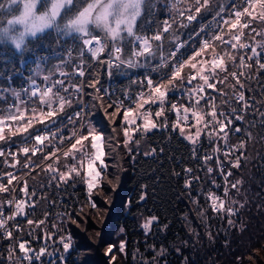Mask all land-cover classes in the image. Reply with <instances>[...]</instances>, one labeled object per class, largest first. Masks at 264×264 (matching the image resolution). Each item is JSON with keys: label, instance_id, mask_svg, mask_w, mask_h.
Listing matches in <instances>:
<instances>
[{"label": "snow or ice", "instance_id": "obj_1", "mask_svg": "<svg viewBox=\"0 0 264 264\" xmlns=\"http://www.w3.org/2000/svg\"><path fill=\"white\" fill-rule=\"evenodd\" d=\"M145 2L146 0H89L86 7L70 16L66 23L61 24L58 18L61 17L62 11L65 15H69L78 0H51L50 6L46 0H0V18L6 19V26L0 24V43L11 42L16 52L20 54L22 64H34L31 74L26 78V85H22L19 89L12 86V76L22 75L13 71L5 77L9 86H0V101L4 102V106H0V142L9 145L7 150L0 147V157L5 158V165L16 168L21 163L18 155L22 154L26 158L22 167L29 170L24 173L25 176L39 168L48 175L49 184L56 181V186L59 187L61 183L68 184L74 178L73 173L75 176H81V170L86 162L87 171L83 173V177L89 198L91 197L102 170L106 169L105 138L94 126L85 122L87 111L84 108L74 111L72 115L67 113V109L82 102L83 83H77L74 78L85 77L86 67L91 66L87 59L90 56L92 63L106 64L110 77L113 69L120 70L121 74H124V70L145 69L142 79L132 81L140 86V91L132 100L134 108L125 107L122 101L115 100L105 105L104 97L96 88L99 81L87 82V87L96 90L93 100L98 102L110 117L109 123L115 125L116 118L123 109V118L119 125L113 127V132L117 131V127L121 129L124 137L123 147L129 152H131V143H135L137 147L140 144V139L133 140L132 134L139 131L143 138L153 129L167 128L166 112L171 110L177 114V119L171 124V128L173 131L178 129L180 135L193 144L194 158L195 145L202 130L206 129L210 141L215 137L216 140L224 142V149L215 146L213 151L217 153L223 151L226 159L234 153H239L234 161L229 160V162L231 168L240 167L246 143L242 140L239 145L229 146L227 129L233 127V118L242 121L244 117L235 107L232 108L231 116L223 110H218L216 97L210 95L208 90L226 97L228 92L218 88L217 85L231 87L236 102L241 103L245 110L250 107L244 92L237 90V86L239 89L245 88L241 77L249 79L250 73L242 70L238 72L234 69L251 70L254 61L258 72L264 70V62L261 61V56L264 54V0H231L230 6L223 3V0H172V15L164 19L162 24L146 19L138 29L137 21L141 17ZM38 4H42L45 10L40 11ZM17 12L18 15H14ZM207 13L213 15L210 23L205 25L203 17ZM9 15L12 18H7ZM193 22L201 24L199 31L195 29L186 33L180 31L190 28ZM257 22L259 27L256 26ZM16 25H23L24 30L17 32ZM90 26L99 30L101 34H94ZM49 29L56 33L55 48L51 56L36 55L35 50L32 49L34 61H25L23 53L29 51L25 45V38L32 37L39 40L41 37L38 34ZM256 37L261 39L257 40ZM69 39L70 43H66ZM196 42L199 47H193L191 55L185 58L182 49ZM105 54L106 59H101ZM53 58L56 62L49 67V62ZM10 63L9 55L0 52V64L5 66L0 69V76L8 71L7 66ZM185 69L188 71L186 72ZM153 73H157L158 78H154ZM229 77L235 81V84L230 83ZM37 79H41L43 84H38ZM172 92H180L181 98L187 96L188 106L172 102L168 109L169 93ZM9 96L12 98V103H8ZM128 97L129 93L126 91L125 99ZM201 101L205 103L202 104ZM222 103L227 104L229 101L223 100ZM145 105L156 106L154 118L150 109L144 110ZM113 108V111H108ZM260 115L264 120V112ZM64 116H67L68 124L73 126L67 135L64 132L66 127ZM190 118L194 121L192 125L188 124ZM138 120L141 123L138 124ZM77 122H79L78 126ZM36 125L43 127L37 128ZM200 125L202 128L198 127ZM186 127H196L195 135L186 132ZM234 131L239 133L241 128L236 126ZM17 135L21 139L13 141L12 137ZM13 143L16 144V150L11 148ZM49 148L51 151H46ZM38 153L42 154L39 162L33 161L32 158ZM58 153H62L64 157L63 168L56 166L60 163ZM154 153L155 149L144 154L149 156ZM8 157H11V163ZM69 159L73 163H68ZM202 159L207 162L213 157L204 155ZM47 161L51 162L45 163ZM216 163L225 178L224 198L210 192L206 199L210 202L212 212L218 215L226 213L229 218L228 223L232 225L231 217L236 214L237 209L231 204H239L240 207L244 205L235 199L227 204L226 200L229 198L230 188L237 193L240 192L243 181L238 179L229 187L228 177L232 172L224 173L223 163L219 160ZM185 172L191 173L192 169L186 168ZM207 172L211 175L213 169L208 167ZM39 175L38 172L37 176ZM5 176L6 184L3 182ZM32 178L36 179V177ZM14 181L19 183V177L13 172L0 173V194L11 195V199H0V230L3 231L5 239L13 237L12 231L8 230L9 221L16 220L17 216L26 217V207H35L33 200L36 195L35 188L29 191L28 181L24 180L23 186L19 188L23 198L17 199ZM191 183V179H186L185 188L190 189ZM213 184L217 188L220 187L215 184V180ZM143 198L141 196V199ZM89 202L93 208L96 207L94 202L91 200ZM192 202L198 203L196 200ZM6 206L13 209L8 215H5ZM198 214L203 215V210L199 209ZM65 215L69 222L78 224L71 214L65 213ZM155 219L152 217L142 225L146 233ZM26 222L28 225L35 224L36 227L44 224V220L27 219ZM12 226L21 230L19 224ZM46 235L50 234L46 233ZM60 243L63 251L67 253L71 248L70 238L66 240L61 237ZM113 247L108 246L105 251L106 256L112 253ZM124 248L125 244L121 242L120 251L123 252ZM18 249L21 256L17 260L28 261V264H33V257L36 261H41L46 252L45 247L34 252L25 242H19ZM8 251L11 260L14 249L10 246ZM163 254L161 249L158 255L163 256ZM111 259L115 260V256H111ZM237 259L239 260V257Z\"/></svg>", "mask_w": 264, "mask_h": 264}, {"label": "trees", "instance_id": "obj_2", "mask_svg": "<svg viewBox=\"0 0 264 264\" xmlns=\"http://www.w3.org/2000/svg\"><path fill=\"white\" fill-rule=\"evenodd\" d=\"M153 1L155 0H146L145 12L137 21L138 29L146 19L162 24L164 19L172 15L170 6L172 0H158L152 7L148 8L147 5ZM46 2L50 5L51 0H46ZM223 3L230 6L231 0H223ZM39 7L42 8L43 5L39 4ZM83 7L85 6L77 3L69 15H65L62 11L58 22L66 23L70 16L75 15ZM212 15L213 13L205 14L203 24L209 23ZM3 21L5 19L0 18V23ZM256 26L259 27V22ZM200 27L201 24L193 22L190 28L180 29V31L185 33L191 32L193 29L198 31ZM93 32L97 35L101 34L97 29ZM39 36L41 37L39 40H28L29 50L39 44H44L37 49L34 48L37 51L36 55L47 54L51 56L55 48V31L47 30ZM66 43H70V39ZM165 44L167 46V41ZM45 46L48 48H44ZM198 46L199 44L196 42L187 47L183 51L185 57L191 55L193 47ZM2 49L3 47H0V51ZM23 59L34 61L35 56L29 53ZM87 59L91 65L89 56ZM261 61L264 62V54L261 56ZM55 62L56 60L53 58L49 62V67ZM20 63V59L15 56L7 66L8 71L0 76V86H9L5 77L13 71L20 72L22 75L12 76V86L18 89L20 85L27 83L26 78L32 63H24V67H21ZM153 63H157V61H153ZM252 63L253 68L251 70L247 68L234 69L238 72L242 70L250 73L249 79L241 77L244 80L245 88L239 89L237 86L238 91L244 92L245 99L250 105L247 110L234 101L231 87L217 85L218 88H223L228 92L226 97H221L219 93L213 92L217 98L219 109L235 107L244 117L242 121L233 120L235 127H240L241 132L236 133L234 131L228 137L229 146L239 145L242 140L246 143L240 167L231 168V163L223 159V151L219 152L223 168L232 172L228 178L229 187L232 182L238 179L243 181L239 193L230 188L229 204L231 200L235 199L244 205L240 207L239 204H231L233 208L237 209L236 214L231 217L232 225L226 226L229 219L227 215L221 220L211 218L209 215L211 218L209 225L212 229L207 231L206 227L199 223L200 220H197L196 206L192 201L198 199L201 205L207 206L208 201H205V195L217 188L213 184V180H215V184L220 185L219 189H223L225 186V179L218 176L214 158L207 162L202 159L204 155H213L211 144L205 145L206 139L203 138L205 133L195 145L194 158L193 144L181 137L177 131L171 129L170 122L173 117L166 112L168 127L154 131L143 138L139 135L136 136L133 140L140 139L139 147L135 143H131V152H129L123 147L124 137L121 129L117 127V131L113 132V127L119 125L122 120V110L116 118V124L109 123L110 117L106 115L100 104L93 100L96 90L87 87L89 80H98L99 83L96 88L99 89V94L102 96L105 65L95 63L88 68L86 67L87 71L83 81L85 101L88 106L86 117L87 123L94 126L105 138L104 150L107 155L104 157V163L106 169L102 170L99 183L93 189L90 198L83 177L73 176L74 178L68 184L61 183L57 187L56 181L49 184L48 175H45L39 168L27 175L25 180L28 181L29 191L33 188L36 190V195L33 197L35 207H26L27 216H17L21 230L12 227L10 230L13 233L12 239H4L0 242V264H26L14 258V255L18 254L19 242H25L26 246L31 249L45 247L47 254L42 257V264H61V261L63 264H81L80 251L83 245L77 244L78 234L73 232L71 227L73 223L69 222L65 213L71 214L78 223L81 222L80 216L94 218L103 214V228L100 230L102 232L103 229L106 230L105 227L108 224L111 232L112 230L119 232L124 241V258L119 259L121 264H131L128 259L129 255L134 251L144 252L148 246L156 249L164 248L169 251L171 258H168L167 264H181L182 261L185 264H243L244 262H237L238 257L240 260H244L254 249H260L264 244V120L261 119L260 115L261 112H264V70L258 72L255 62ZM228 66L231 69V63ZM4 67L3 64H0V69ZM131 73V70H124V74H121L120 70L113 69V75L120 83H124V80L130 81ZM155 74L158 76L157 73ZM229 81L231 84H235L231 77H229ZM37 82L43 83L40 79H37ZM122 88L123 90L127 89L125 85ZM223 100H228L229 103H222ZM8 103H12L11 96L8 98ZM0 106H4L3 101H0ZM77 107H79V103L67 109V113L69 114ZM108 111L111 112V109ZM65 125L64 132L67 135L73 126L68 122H65ZM36 127L41 128L43 126L36 125ZM205 131L207 130L205 129ZM20 139L19 135L12 138L13 141ZM5 145V143H0V147ZM224 147L220 144L221 149ZM153 149H155L153 155L146 156L144 154ZM46 151H51V148ZM41 155L38 153L36 157L32 158L33 161L39 162ZM237 155L239 153H234L228 159L234 161ZM18 158L21 162H25L24 156ZM2 160L0 158V165ZM8 160L11 163V159L8 158ZM62 162H64V158L60 156V163L56 166L63 168ZM208 167L213 169L211 175L207 172ZM186 168L192 169V172H185ZM38 172L40 173L39 176H37ZM32 177H36V179ZM186 179L192 181L190 189L185 188ZM15 183L13 182V184ZM98 192L103 194L100 200L97 198ZM222 193L220 192L219 196ZM7 196L8 193L0 194V199ZM141 196L144 198L141 199ZM89 200L95 203V208L91 206V203L89 204ZM77 212L80 214L76 215ZM152 217L156 218L154 226L158 230L146 234L141 225L143 221ZM27 219L44 220V224L39 227H36L35 224L28 225ZM186 219L192 223L194 231L197 230L196 237L191 233ZM229 226L232 228H227ZM221 227L226 229L224 234L218 233ZM87 231L90 232L91 228L89 227ZM46 233L50 235H46ZM66 234L71 237V248L67 253L58 245L61 237H65ZM210 236L215 237L214 241L210 240ZM111 242V238H109V243L111 244ZM10 246L14 249L11 260L8 251ZM41 261L33 264H41ZM165 261L166 258L161 259L159 264H165Z\"/></svg>", "mask_w": 264, "mask_h": 264}, {"label": "rangeland", "instance_id": "obj_3", "mask_svg": "<svg viewBox=\"0 0 264 264\" xmlns=\"http://www.w3.org/2000/svg\"><path fill=\"white\" fill-rule=\"evenodd\" d=\"M156 1H158V0H155V1L151 2V3H149L147 5L148 8L152 7L153 4ZM87 2H89V0H78V3L81 6H85V7H86ZM171 3H172V1H171ZM171 3H170V6H171ZM37 7H38V9L40 11H44L45 10L44 7L40 8L39 7V4H38ZM145 9H146V5L144 4L143 7H142V14H144ZM14 15H18V12L17 13H14ZM8 17L9 18H12L11 15H9ZM0 24H2L3 26H6V19H5V21L1 22ZM15 28L17 29V32H22L24 30L23 25H16ZM90 28H91L92 31L95 30V28L92 27V26H90ZM49 30H51V29H49ZM245 31L247 32V30H245ZM42 34L43 33H40L38 35H42ZM256 39L257 40H260L261 38L260 37H256ZM28 40L33 41L34 38H32V37H26L25 38V45L29 49L30 46L28 44ZM249 42H251L250 41V38H249ZM42 45H44V44H39L38 46L33 47V49L34 48L37 49V48H39ZM0 47H3V49L0 52H6L9 55V57L11 58V61L15 58V56H17V59H20V54L16 52V50L14 48V45H12L11 42L0 43ZM44 48L47 49L48 47L45 46ZM36 52L37 51H35V54H36ZM29 53H32L33 54L32 49L29 50V51L24 52L23 53V58H25L26 55L29 54ZM20 64H21V67H24V63L23 64L20 63ZM30 66H31V68L28 70V76L31 74V70L34 67V64L33 63L30 64ZM185 71L187 72L188 69H185ZM37 83H39V82H37ZM113 110L114 109H111V111H113ZM154 112L155 111H152L153 118H154ZM86 119H87V117H86ZM175 121H176V119H174V120H172L170 122V127H171V124L173 122H175ZM137 123L139 124V123H141V121L138 120ZM198 127H201L202 128V125L201 126H198ZM163 129H165V128L153 129L151 132H148L146 135L151 134L154 131L163 130ZM176 131L180 135L179 130L177 129ZM186 132H190L192 135H195L196 127L186 128ZM202 134H204L203 130L201 132L200 137L202 136ZM138 135L141 137V134H140L139 131L133 133L132 134L133 139L136 136H138ZM146 135H144L143 137H145ZM0 143H3V142H0ZM220 144L222 146H224L223 140L219 142V144H218L219 147H220ZM223 159L225 161H229V159H226L225 157ZM62 163L64 164V162H62ZM68 163L71 164V163H73V161H69L68 160ZM63 170L66 171L67 169H63ZM85 171H87L86 162H85L84 168L81 170V176H75L74 173L72 175L74 177H83V173ZM98 183H99V178L97 180V185H98ZM85 185L87 187V184H85ZM213 192L216 195L218 194V196H219V193L221 191H220L219 188L218 189L216 188ZM102 195L103 194H101L100 192H98L97 193V198L99 200L102 199ZM207 195H208V193H207ZM207 195H205V201H208L206 199ZM220 197L221 198H224V191L220 195ZM196 201L198 202V203L195 204V206H196L195 208H196V212H197V220H200L199 223L200 224L202 223V225L206 227V230L207 231H211L212 227L209 225V219H211V218H218V219L221 220V218H223L226 215V213L224 215H218V214L216 215V213H213L212 212L209 201L207 203V206L201 205L199 203V200L198 199H196ZM226 203L229 204L228 199L226 200ZM89 204H90V202H89ZM199 209H202L203 210V215L198 214V210ZM209 215L211 216V218H209L210 217ZM80 218H81V222L78 223V224H72L71 227L73 229V232L78 234L77 241H76L77 244L83 245V247H82V249L80 251V262H81V264H121L120 261H119V259L120 258L121 259L124 258L125 249H124L123 252L120 251V244H121V242L124 243L122 237L120 236V233L117 232V231H114V230H112V232H111V228H109L110 226L108 224L105 227L106 230L103 229V232H102V230H100V229L103 228L102 227V225H103L102 224L103 214L100 215V216H96L94 218H87L86 216H80ZM148 220L149 219L143 221L142 225L146 221H148ZM186 223L189 226V229H190L191 233L194 235V237H196V235H197L196 231L197 230L194 231L193 225H192V223L188 219H186ZM226 224H227L226 226L229 225V223H226ZM142 225H141V227H142ZM89 227L91 228V231L90 232L87 231V229ZM227 228L231 229L232 226H229ZM143 230H144V228H143ZM157 230H158V228L154 226V220H153V222L149 226V229H148L147 233L145 232V230H144V232L146 234H149V232L150 233L151 232L154 233V232H157ZM225 230L226 229L224 227H221V228H219L218 233L224 234L225 233ZM101 232H102V235H101ZM110 233H111V235H110ZM218 233H216L217 236H219ZM69 238L71 240V237L70 236H69ZM109 238H111V241H112L111 244L109 243ZM214 239H215V237L210 236V240L211 241H214ZM109 245L114 246L113 247V251H112V253L109 256H106L105 255V251H106V249L108 248ZM161 249H163V253H164L163 256H159L158 255V253H160ZM111 256H115V260H112L111 259ZM164 258H166V261L164 263L167 264L168 258H171L169 251H167L164 248H158V249H156V248H153L151 246L146 247V250L144 252L134 251L128 257L129 263H131V264H159L160 263V260L161 259H164ZM169 261H171V260L169 259ZM237 262L238 263H243L244 262L243 264H262V263H264V244H263V246L260 249H254L249 255H247L245 257L244 260L243 259L242 260L239 259V260H237ZM181 264H185L184 261H182Z\"/></svg>", "mask_w": 264, "mask_h": 264}, {"label": "built area", "instance_id": "obj_4", "mask_svg": "<svg viewBox=\"0 0 264 264\" xmlns=\"http://www.w3.org/2000/svg\"><path fill=\"white\" fill-rule=\"evenodd\" d=\"M209 23H210V21H209ZM207 24H208V23H207ZM207 24H206V25H207ZM199 29H200V28H199ZM199 29H198V31H199ZM198 47H199V46H198ZM184 50H185V49H182V51H184ZM248 51L250 52V49H249ZM186 57H187V56H186ZM186 57H185V58H186ZM89 58H90V56H89ZM101 59H106V54L103 55V56H101ZM90 62H91V58H90ZM92 64H95V63H92V62H91V65H92ZM87 68H88V67H87ZM85 71H87V69H85ZM131 71H132V73H131L130 81H126V80H124V83H120V82L117 81V79L115 78V76H114L113 74L111 75V77L109 76V72H108L107 66H106V64H105V79H104V82H106L107 92H110L111 102L114 101V100H115V101H122L125 107H135V105L132 103V100H133V98L138 94V92L140 91V86H139L138 83H132V81H133V80L139 81L140 79H142V77H143V75H144V73H145V69L140 68V69H135V70H131ZM165 71H167V69H165ZM152 75H153L154 78H158V76H157L155 73H153ZM74 79L77 80L78 83H81V82L83 83L85 77H84V78L75 77ZM145 83H146V82H145ZM193 83L195 84L196 81H194ZM26 84H27V83H24V84H22V85H26ZM38 84H40V83H38ZM42 84H43V83H41V85H42ZM121 84H123V85H121ZM22 85H20L19 88H20ZM124 85L127 87V89H125V90H123V88H122V87H124ZM19 88H18V89H19ZM126 91L129 93V97H128L127 99H125V92H126ZM208 92H209L210 95L216 97V96L214 95V93L212 92V90L209 89ZM233 97H234V101L236 102V97H235V95H233ZM172 102H175V103H177V104H184L185 106H188V104H189L188 97L185 96V97L181 98L180 92H172V93H169V104L167 105V108H168V109H170V104H171ZM201 103L204 104L205 101H201ZM236 103H237V102H236ZM237 104H241V103H237ZM76 105H77V104H76ZM241 105H242V104H241ZM216 107H217V109H219L217 98H216ZM81 108H84V109L86 110V106H85V103H84V100H83V96H82V102L79 103V107H77L76 109H74V110H73L72 112H70L68 115H72V114L74 113V111H77V110H79V109H81ZM155 108H156L155 105H151V106H150V105H145V106H144V110H149V109H150L151 111H155ZM205 110L207 111V109H205ZM219 110H221V109H219ZM222 110H223L225 113H227L228 115L231 116V114H232V109L227 108V109H222ZM122 111H123V109H122ZM167 112H168V114L170 113V114L172 115L173 120H174V119H177V114H176L175 111L168 110ZM182 114H183V110L181 109V115H182ZM63 119H64V123H65V122H68L66 116H65ZM233 120H234V118H233ZM85 122L87 123L86 116H85ZM193 123H194V121L190 118L188 124H189V125H192ZM78 124H79V122H78ZM200 126H201V125H200ZM186 128H193V127H186ZM234 128H235V125H234V123H233V127L227 129V131H229V136L231 135V133L234 132ZM207 131H208V130H207ZM207 131L203 130V132L205 133L203 138L206 139V140H205V145L208 144V143L211 144V149L213 150V148H214L215 146H219L218 144H219V142L222 141V140H216L215 137H213V138L211 139V141H210L209 136L206 134ZM202 135H203V134H202ZM221 135H222V134H221ZM229 136H228V137H229ZM201 137H202V136H201ZM208 139H209V140H208ZM33 143H34V142H33ZM2 148H5V149L7 150V149L9 148V145L6 144V145L3 146ZM11 148H12V150H16V144L13 143V144L11 145ZM57 155L62 156V158H64L63 155H62V153H58ZM19 156H23V155H22V154H19L18 157H19ZM212 157L214 158V161H215V164H216V167H217V163H216V161H217V160L221 161L219 153L213 151V155H212ZM0 158L3 159L2 162H1V165H0V173L13 172L14 175H16L17 177H19V183H17V181H14V182H16L14 185H15V187H16V189H17L15 195H16V198H17V199L23 198V194L19 192V188H20L21 186H23V182H24V180L26 179V176L24 175V173L27 172V171H29V170H28V169H23V167H22L23 162H21L20 164H18L16 168H11V167H9V166H7V165L4 164V157H0ZM8 158L11 159V157H8ZM69 161H71V159H69ZM9 163H10V162H9ZM46 163H50V161H47ZM216 169H217L218 176L224 178V175L221 174V170H220V168L217 167ZM223 172H224V173H227L228 171H227L226 169L223 168ZM31 173H32V172H31ZM228 178H229V177H228ZM224 179H225V178H224ZM3 182H4V183H5V182L7 183V177H6V176L4 177ZM10 187H11V186H10ZM217 189H218V188H217ZM223 189H224V188H223ZM220 191L223 192L222 189H220ZM217 195H218V194H217ZM4 199H11V195L8 194V196H7L6 198H4ZM12 210H13L12 208H9V207L6 206V207H5V215L10 214V212H11ZM15 224H18L17 218H16V220H14V221H9V229H8V230H11V228L13 227L12 225H15ZM64 238H65L66 240L69 239V235L66 234ZM4 239H5V238H4V236H3V231L0 230V242L3 241ZM58 245H59V247L63 248V246H62V244L60 243V241L58 242ZM32 250H33L34 252H38L40 249H32ZM46 254H47V251L45 252V254L43 255V257H45ZM19 256H21V254L19 253V249H18V254L14 255V258L17 259ZM1 260H2V258H1ZM41 260H42V258H41ZM22 262L28 264V261H22ZM35 262H36V263H39L40 261H36L35 258L33 257V263H35Z\"/></svg>", "mask_w": 264, "mask_h": 264}, {"label": "bare ground", "instance_id": "obj_5", "mask_svg": "<svg viewBox=\"0 0 264 264\" xmlns=\"http://www.w3.org/2000/svg\"><path fill=\"white\" fill-rule=\"evenodd\" d=\"M83 92H84V88H83ZM101 94L105 98V100H106L107 103H111L110 92H107L106 82L103 83L102 90H101ZM83 100H84V103H85V106H86V111L88 113V106H87L86 101H85V93L83 94ZM262 264H264V263H262Z\"/></svg>", "mask_w": 264, "mask_h": 264}]
</instances>
